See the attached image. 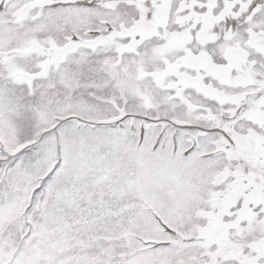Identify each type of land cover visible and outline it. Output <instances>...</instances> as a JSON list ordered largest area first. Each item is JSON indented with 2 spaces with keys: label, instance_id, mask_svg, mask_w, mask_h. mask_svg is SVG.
Segmentation results:
<instances>
[{
  "label": "snow or ice",
  "instance_id": "snow-or-ice-1",
  "mask_svg": "<svg viewBox=\"0 0 264 264\" xmlns=\"http://www.w3.org/2000/svg\"><path fill=\"white\" fill-rule=\"evenodd\" d=\"M0 264H264V0H0Z\"/></svg>",
  "mask_w": 264,
  "mask_h": 264
}]
</instances>
